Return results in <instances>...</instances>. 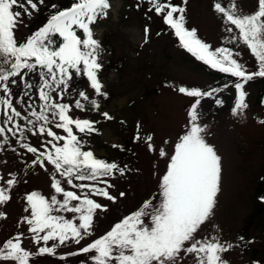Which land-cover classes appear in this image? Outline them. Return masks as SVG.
I'll use <instances>...</instances> for the list:
<instances>
[{"label":"snow or ice","instance_id":"obj_1","mask_svg":"<svg viewBox=\"0 0 264 264\" xmlns=\"http://www.w3.org/2000/svg\"><path fill=\"white\" fill-rule=\"evenodd\" d=\"M146 2L150 5L148 12L159 17L173 31L184 49L209 68L235 78L231 85L236 95L233 115L246 109L245 85L256 77L264 78V0H256L255 10L251 13L241 12L234 2L228 8L219 2L213 5L222 16L225 31L232 34L229 42L246 46L255 58L254 72H249L238 61L236 57L241 56L240 52H233L228 47L212 50L209 44L198 38L195 29H188L185 6L172 0ZM187 2L183 0V5ZM40 5L48 6L46 0H0V107L3 109L0 124L4 125L0 126V137H3L0 147L9 144L6 132H11L13 137L18 132L16 143L34 156L31 166L47 171V165H51L67 185L79 189L81 194L66 190L55 175L50 177V187L55 193L50 199L36 191L26 194L24 212L29 215H25L22 222L33 234V242L39 245L42 241L45 246L28 251L22 246L21 234H17L0 245V264H30L33 257L53 256L58 247L69 242L81 245L82 241H87L94 235L95 217L110 211L107 204L93 197H102L117 204L118 198L126 196L123 191L118 196L113 195L110 189L115 185L104 178L113 177L116 173L124 176L126 171H131L127 165L121 167L115 162L97 158L91 150H83L84 142L74 134V129L90 134L96 131L94 122L74 118L69 103L57 102V98L63 100L73 90L72 83L77 76L86 77L96 96L107 98L99 78L103 49L93 38L91 26L98 18L107 15L109 0H71L67 7H58L53 2L50 7L54 11L46 23L23 41L18 40L16 31L21 25L26 27L24 17L31 19L40 11ZM144 32L147 42L149 29L145 27ZM29 74H34L37 79H26ZM12 85L21 87L23 97L31 99L36 94L42 102L38 105L39 111L32 104H27L29 110L22 116L14 106ZM229 86L225 83L223 88ZM176 90L191 98L192 103L185 131L178 136L173 151L169 153L164 147L157 149L151 135L145 138L148 151H158L159 157L166 161V171L159 180V202L153 204L152 199L144 201L142 206L123 216L105 234L70 255L91 254L92 264H178L186 256H192L194 264H228L222 255L233 248L231 243H224L216 236L197 238L201 227L213 214L221 180V158L202 135L206 126L198 123V109L205 98L213 97L222 89L200 90L181 86ZM78 96L74 103L76 109L84 110L83 100L89 101L93 109L100 110V104L95 99L90 100L85 91H79ZM21 102L19 99L15 101L16 104ZM215 103L219 105L222 101L216 99ZM101 115L105 120L113 119L106 111ZM16 120H23L26 125L21 126L14 122ZM260 123L264 124V120ZM52 125L62 129L66 135H58L52 130ZM26 132L51 139L40 151L38 147L22 142L27 139ZM140 138L137 134L134 139ZM61 141L62 144L59 143ZM11 150L16 152L15 148ZM74 180L92 183L77 184ZM0 181H3L0 205H5L11 200V190L19 181L11 173L7 179L0 177ZM62 211L78 214L75 217L78 222L53 214ZM4 218L5 214L0 212V219ZM49 242H53L52 246H47ZM64 258L60 257L61 260Z\"/></svg>","mask_w":264,"mask_h":264},{"label":"rangeland","instance_id":"obj_2","mask_svg":"<svg viewBox=\"0 0 264 264\" xmlns=\"http://www.w3.org/2000/svg\"><path fill=\"white\" fill-rule=\"evenodd\" d=\"M58 1L60 0H46V5ZM69 2L71 3L70 0ZM172 2L186 7V27L195 29L198 38L209 44L212 50L228 47L233 52H240L241 56L236 57L238 61L249 72L256 71L255 58L246 46L229 42L232 34L225 31L221 14L213 8L217 2L225 8L234 2L241 12L251 13L255 10L256 0H188L186 5H183V0ZM109 3L107 15L102 19L98 18L96 24L91 26L93 38L103 49V67L99 78L104 85L103 91L108 94L107 98L96 96L88 82L78 76L72 83L73 90L63 100L57 98V102L69 103L74 118L94 122L96 131L90 134L79 133L74 129V134L84 142L83 150H91L97 158L115 162L121 167L127 165L131 169L124 176L116 173L113 177L104 178L115 185L114 189H110L113 195L118 196L123 191L126 196L118 198L117 204L102 197H93L98 202L107 204L110 209L95 217L94 235L87 241H82L81 245L69 242L58 247L53 256L33 257L30 264H92L91 254L70 253L79 252L81 246L105 234L123 216L142 206L144 201L152 199L153 204H157L159 180L166 171V161L159 157L158 151H148L145 138L151 135L152 143L157 149L164 147L171 153L178 136L185 131L187 113L192 103L191 98L185 97L176 89L183 86L208 90L214 81L201 68L202 62L180 45L173 31L159 17L148 12L150 5L146 0H109ZM44 7L40 5V11L34 13L31 19L24 17L26 27L21 25L16 31L18 40L23 41L38 29L39 15ZM145 27L149 29L147 42ZM26 79L36 80L37 77L29 74ZM263 85L264 78L261 77H256L245 85V102L248 107L242 112L238 110L236 115L232 111L236 95L231 86L222 88L213 97L205 98L198 109V123L202 127L206 126L202 135L221 158V180L213 214L201 227L197 238L216 236L224 243H231L233 248L222 255V259L228 264H264V124L260 123L264 120V96L260 101L258 99ZM11 87L14 106L21 111L22 116L29 110L27 104H32L39 111L38 105L42 102L36 94L29 99L22 96L21 87ZM79 91H85L90 100L95 99L100 104V110L93 109L89 101L83 100L81 103L85 106L84 110L76 109L74 103L79 99ZM223 94L228 98L227 104L222 109H213L215 100ZM17 99L22 102L16 104ZM104 111L113 119L105 120L101 115ZM2 120L3 109L0 107V121ZM14 122L26 125L23 120ZM51 127L58 135H66L62 129L55 128L54 125ZM137 134L141 137L139 140L134 139ZM5 135L9 138V144L0 147V177L7 179L11 173L19 182L11 190V200L0 205V212L6 216L0 219V245L21 234L22 246L28 251H35L45 245L42 241L39 245L35 244L33 234L27 230L28 225L22 222V218L29 215L24 212L25 195L36 191L50 199L55 194L50 187V177L54 175L61 180L66 190L81 193L79 189L67 185L51 165H47V171L39 166H31L34 156L16 143L19 139L18 132L15 137L11 132H6ZM25 136L27 139L22 142L38 147L40 151L44 150L43 145L51 139L32 136L27 132ZM164 141L168 143L164 144ZM47 146L51 149L50 144ZM74 183L92 182L74 180ZM2 185L3 181H0V186ZM57 198L62 199L59 195ZM53 214L78 222L75 220L78 214L63 211ZM52 243L49 242L47 246H52ZM61 256L65 258L61 260ZM178 264H194L193 257L186 256Z\"/></svg>","mask_w":264,"mask_h":264},{"label":"trees","instance_id":"obj_3","mask_svg":"<svg viewBox=\"0 0 264 264\" xmlns=\"http://www.w3.org/2000/svg\"><path fill=\"white\" fill-rule=\"evenodd\" d=\"M71 1V0H70ZM57 3V6L58 7H67V6H70V2L69 0H60L58 2H55ZM51 4H48V6H45L43 8V10L40 12V15H39V22H40V26L39 27H42L44 23H46V19L49 17L50 13L53 12L54 10L50 7ZM96 23H94L93 25H95ZM38 27V28H39ZM38 30V29H37ZM57 42L59 43L60 40L59 38L57 37ZM186 50V49H185ZM191 54V53H190ZM192 55V54H191ZM193 56V55H192ZM195 59L196 57L193 56ZM202 62V61H201ZM201 68L208 74L210 75L214 81L212 84L209 85V88L208 90H210V88L212 87H216V88H223L224 84L225 83H228L230 86L232 85V83L234 82L235 78H232L230 76H228L227 74H223V73H219L218 71L214 70V69H211L209 68L207 65H205L203 62H202V65H200ZM78 77V76H77ZM77 77H74V80H76ZM81 77L85 82H87L86 80V77H83V76H79ZM229 86V87H230ZM264 86V85H263ZM264 96V87H263V90L261 91V93L259 94V101L261 100V98ZM218 99H220L222 101L221 104H215L213 106V109H222L228 102V98L227 96H225L224 94L223 95H220L218 97Z\"/></svg>","mask_w":264,"mask_h":264}]
</instances>
